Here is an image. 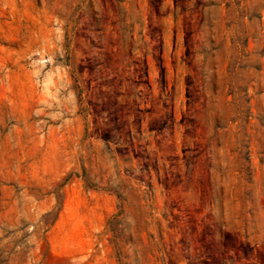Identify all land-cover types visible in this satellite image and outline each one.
<instances>
[{
	"label": "rangeland",
	"instance_id": "374dc122",
	"mask_svg": "<svg viewBox=\"0 0 264 264\" xmlns=\"http://www.w3.org/2000/svg\"><path fill=\"white\" fill-rule=\"evenodd\" d=\"M0 264H264V0H0Z\"/></svg>",
	"mask_w": 264,
	"mask_h": 264
}]
</instances>
